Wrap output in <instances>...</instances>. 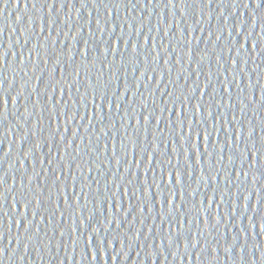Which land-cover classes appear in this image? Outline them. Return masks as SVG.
Segmentation results:
<instances>
[{"label":"water","instance_id":"water-1","mask_svg":"<svg viewBox=\"0 0 264 264\" xmlns=\"http://www.w3.org/2000/svg\"><path fill=\"white\" fill-rule=\"evenodd\" d=\"M0 98V264H264V0H0Z\"/></svg>","mask_w":264,"mask_h":264},{"label":"snow or ice","instance_id":"snow-or-ice-1","mask_svg":"<svg viewBox=\"0 0 264 264\" xmlns=\"http://www.w3.org/2000/svg\"><path fill=\"white\" fill-rule=\"evenodd\" d=\"M261 2H262V0H255L256 7H260ZM81 55H84V53H81ZM94 66L95 65H93V67ZM83 67L86 69L88 66L87 65H83ZM80 71H81V65H77L76 68H75V70H74V73L73 72H69V76L70 77L71 76H74L76 78V77L79 76ZM75 80H73V83H75ZM226 88H227V85H226ZM77 91H79V89H77ZM224 91H225V89H224ZM104 95L105 94L103 93V95L101 96V98H103ZM0 102H3L2 101V98H0ZM12 102L15 103V98H13V101ZM110 104H111V101H109V106H110ZM200 112H201V109H200L199 103H198L196 105V114H199L200 115ZM180 115H181V113H180ZM97 118H99V117H97ZM69 119H72V117H69ZM143 120H144V123L147 124L148 123V120H149V116H147V115L144 116L143 117ZM179 121H180V117H179ZM156 123L159 124V120L156 119ZM195 134H196V136H200L201 135L200 131H196ZM249 135H251V132H249ZM205 139L206 140L208 139V136L207 135L205 136ZM181 144H183V143H181ZM193 148H195V144L194 143H193ZM153 152H155V148H153ZM185 160L187 161V153H185ZM117 163H119V161H117ZM149 163H151V161H149ZM167 163H171V161L169 160V161H167ZM254 166H255V161L253 162V167ZM168 171H169V174H170V177L171 178L174 176L175 185L176 186L181 185V172L178 171V170H175V169H169ZM163 175H164V170H162V179H163ZM247 175H248V173H245V176H247ZM57 179H59V177H57ZM29 182H31V180H29ZM0 184H2V178H0ZM0 197H2V193H0ZM65 203H67V201H65ZM168 204H169V199H168ZM24 206L26 207V205H24ZM36 207L37 208L40 207V201L39 200H37V202H36ZM169 207H171L170 204H169ZM261 230L264 231V223L261 224ZM61 235H63V233H61Z\"/></svg>","mask_w":264,"mask_h":264}]
</instances>
